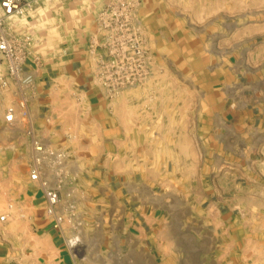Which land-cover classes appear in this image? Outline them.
Returning <instances> with one entry per match:
<instances>
[{"label": "crops", "instance_id": "0c3cea01", "mask_svg": "<svg viewBox=\"0 0 264 264\" xmlns=\"http://www.w3.org/2000/svg\"><path fill=\"white\" fill-rule=\"evenodd\" d=\"M30 1L28 30L54 6L66 24L52 35L38 28L30 109L38 136L40 127L49 144L68 151L64 191L73 190L84 224L71 250L72 229L54 226L29 179L0 220V264H264L249 241L233 237L238 227L224 202L227 168L246 166L252 136L264 141V87L236 79L232 90L222 81L185 100L149 80L143 95L135 86L104 94L89 44L103 0Z\"/></svg>", "mask_w": 264, "mask_h": 264}, {"label": "rangeland", "instance_id": "374dc122", "mask_svg": "<svg viewBox=\"0 0 264 264\" xmlns=\"http://www.w3.org/2000/svg\"><path fill=\"white\" fill-rule=\"evenodd\" d=\"M52 9L49 15L47 10L42 13L41 22L32 23L29 31L35 36L47 30L52 35L53 30L59 32L65 27L58 14L61 8ZM115 10L123 18L131 16L130 27L140 54L128 50L123 40L117 43V39L109 38L115 26L109 16ZM96 27L89 44L107 63L114 62L118 72H113L111 64V79H124L129 74L142 79L134 87L136 95L148 90L143 86L149 80L167 82L168 97L178 92L185 100L191 99L192 93L202 98L222 81L232 90L238 85L236 79L264 87V0H103ZM4 66L0 64V68ZM101 88L104 94H112L105 86ZM128 89L119 91L127 93ZM153 89L159 94L158 88ZM10 91L0 88V214L10 199L20 197L31 184L29 125L23 121L8 125L4 119L6 108L15 103ZM168 103L169 108L175 106L174 99ZM39 131L44 135L39 132V136L50 143L40 127ZM260 137H251L245 167L227 168L231 171L230 197L224 201L232 212L228 221L238 227L233 237L249 241L247 249L255 257H264V141Z\"/></svg>", "mask_w": 264, "mask_h": 264}, {"label": "built area", "instance_id": "2783aa9c", "mask_svg": "<svg viewBox=\"0 0 264 264\" xmlns=\"http://www.w3.org/2000/svg\"><path fill=\"white\" fill-rule=\"evenodd\" d=\"M32 11L33 3L30 0H0V64L5 63L4 68H0V88L12 90L15 96V103L6 108L4 119L8 125L22 121L28 123L32 145L29 179L43 191L46 213L52 218L54 226L61 230L67 225L72 229L73 234L66 239L72 250L81 241L84 223L73 200V190L64 191L65 186L71 182L66 168L68 151L46 143L32 126L30 100L35 91L36 72L29 65L38 67L41 63V55L36 49L39 38L27 29ZM109 20L115 23L109 38L117 39V43L123 40L122 44L126 43L128 50L140 54L142 50L136 44L135 31L130 27L131 16L123 18L115 10ZM123 50L126 48L123 47ZM91 53L97 58L96 76L111 93L119 92L122 87H134L141 82V78L131 74L124 79H111V64L113 72H118L114 62L107 63L92 46ZM13 207V203L8 204V209L0 214L1 221L10 218Z\"/></svg>", "mask_w": 264, "mask_h": 264}]
</instances>
